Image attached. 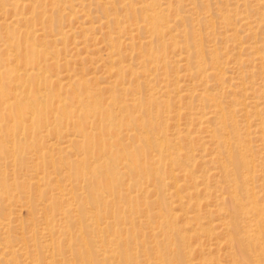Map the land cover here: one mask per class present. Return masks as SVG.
<instances>
[{
    "label": "bare ground",
    "instance_id": "bare-ground-1",
    "mask_svg": "<svg viewBox=\"0 0 264 264\" xmlns=\"http://www.w3.org/2000/svg\"><path fill=\"white\" fill-rule=\"evenodd\" d=\"M8 1H11V0H8ZM224 1L225 0H223V2ZM15 2H14V4H15ZM103 3H105V2H103ZM224 3H226V1ZM167 4L169 6L168 2H167ZM21 5L22 4H20V6ZM30 7H31V5H30ZM158 8L165 9V10L169 9L166 6H163V2L160 0H146L145 1V11H146L145 12V19H142V21L144 22V26L148 30H151V32L148 35V39H147L148 43H151L153 40L163 41L166 38V35H168L166 29L169 30L172 28V21L176 22V18L171 19L170 18L171 16L168 17L167 13L158 11L157 10ZM226 8H222V10L226 9ZM20 9H21V7L18 8V10H20ZM201 9L203 10V8H201ZM109 10H110V8H109ZM226 10H228V9H226ZM169 12H171V10ZM195 12H197V11H195ZM223 12H224V10H223ZM239 12H240V10H239ZM29 13H30V8H29ZM200 13H201V11H200ZM200 13L198 14L199 16H200ZM19 14L20 15L14 19H11L9 21L4 20L2 22L4 24V27H5L4 29L7 32V35H6V33H4L7 36V38L3 39V37H2V39H1L2 45L0 43V47L2 46V48L4 50H6V52H4V54L6 53V57L0 58V159L2 160V163H3V161L4 162L7 161L8 163L10 162L11 165L13 164L14 167L17 166L16 168H13V165L12 166L10 165L14 169V170L10 169L11 171L13 170L14 175L15 174H20V175L22 174L25 177L21 178L22 175L21 176L15 175L13 178H11L12 181L9 178L7 180L6 176H3V174H2V173H4V174L6 173V169L5 170L2 169L1 166H3V164L0 165V203H1V201L4 202L6 200H9L8 203H6V204L4 202L5 208H9V211L6 210L4 213L7 212V214H5V216H3V217H1L3 214L0 215V233L1 232L3 234L6 233V235L3 236V240L5 242H3V240L1 239L2 243H4L3 247H2L4 250L2 252V248H0L1 252H2V254L0 253L2 255V256H0V260L3 258V260L5 259V262L7 260L6 263H8V260H10L12 262V264H22V263H20L21 261L17 258V256L20 257L22 254L20 256L16 255L15 249L17 248V246L12 245V242H10L11 240L9 238L11 236L8 233L10 230L11 223H16V221L13 222V219L11 218V215H10L12 213L13 207L16 206V205H13V203H12V197L19 195V194H24L25 196H27L29 198L32 196L31 199L35 198V201L36 200L38 201V202L36 201V203H39L43 199L42 195L44 194V196L46 197L45 193H47V194L49 193V195L47 196L48 198H46L47 202H46V204L43 203L45 206L43 209H41L44 217L41 218L42 214H40V217H38V218L36 217V219L41 218V220H45L43 225L40 224L41 223L40 220H39L40 223L36 222L37 225L35 224V222L30 224L31 226L29 225V223H28V225H26L27 224L26 221H29L27 219H33V213L34 212L32 213V218H31L30 212H32V211H30L29 212L30 215L28 216L27 219L22 218L23 221L26 220V221H24V223H26L25 225L30 227V228L27 229L26 226L24 225V223L23 224L21 223V225L16 223L17 224V225L15 224L16 227L14 226L15 228H18V229L20 228L21 237L23 236L22 238H24L25 235L29 234L30 240L34 239V241H33L34 243L39 242V245L42 246L41 252L44 253V257H43V255H40L43 253H39L36 250H35L36 252H31L30 254H28L29 253L28 251L30 249H31V251L34 250V249H32L34 243H31V241L29 242L28 238H27L28 243L26 241H24L23 243L19 242L21 245H23V246H20L21 247L20 250L23 249V251H25V252L27 251V254H28L27 256H25L26 262L24 260H22V261H24V264H39L40 263L39 255L43 257V263L42 264H74V262L71 261V258L67 257L68 255L64 256L66 253L68 254V251H66V250H65L66 252L64 254L65 248H67V250H69V252H71V249H72L71 244H68L71 242L70 240L72 238V234L70 232V228L67 226V224H65L66 223L65 221H67L66 219L71 214H72L71 218H73V216H74V218L76 217L74 222H75V224H77V228H78L77 231L75 230L77 235H74L73 237H75L76 241L79 239V242H76V245L78 246V243L80 245L78 247H75L76 246L75 245L74 250L77 253V256L80 257L79 259H80L82 264H94L95 260L98 256L102 257L101 259L97 260V261H100L103 259L104 262H102V264H141V262L136 258L137 254H135V250H137V249L132 250V251H134V254H135L134 255L133 252H131V249H129V247L133 246L132 243L130 246H128V243H129L128 238L129 237H131L133 239V243H134V241L136 242V238H137L136 237V235H137V229L136 228L137 227H140L138 229L139 230L138 232L139 233H140V231L143 232V235L145 236L146 232L143 231V229L141 230L142 223L140 226V223L137 222V225L139 223V226L136 225V228H135L136 222L134 224V220H136L137 218L139 219V217L144 218V220H146V222H148L149 225L148 224L147 225L149 226V228L147 227L146 229H148L150 233L148 231H147V233H149L153 236L152 241H149V242L146 241L145 239H143L144 237L142 238V236L141 237L139 236L140 238H142L140 241V244H141V247L145 249L144 254L148 251L149 247L153 248V251H152V249H151V251L154 253L152 255V253L150 252L151 253L150 257H147V256L144 257L142 255L143 256V260H142L143 264H194V262H195V264H199V263L201 264L202 262H203V264H233V263L240 264L243 260H247V258L252 261V264H264V217L260 216V214L264 210V206H262L263 201H261L263 199L257 200V194H256L257 192L254 190L255 186L253 185L254 184L253 182H255L253 180H255V179H254V175H253L252 169H251V166L254 167V162H255V164H257L254 154L256 152L263 151V149H261V145L264 142L263 143L260 142L261 145L258 144V145H256L257 146L256 147L255 145H253L251 143V141L253 142V140L246 139L247 137L245 138V136H247L248 134L250 135V133H249V131L251 132L250 128L255 125L254 126L255 129H256V127H259V129H257V131H255V130L254 131L258 132L259 135L262 137V138H259L260 140L261 139L264 140V120L262 118V117H264V104L262 106L261 105L262 103H259L257 100H254V99L249 100L248 102H247L246 98H245L246 101L238 100V97H236V93H235V90H233V88L231 89L232 91L231 90L230 91L233 93V95H231V96H233L234 98L231 99V97L228 96L230 98H228L229 99L228 101L226 100L227 102L222 100V98L220 97V94H217L216 92L215 93L212 92L214 94L211 96L205 94V93H207V91L205 93H203L202 91H200L201 93H199V94L197 93L198 96H196V98L197 99H198V97L204 98L203 100L206 101L209 104L208 107L211 108V109L209 108L210 109L209 111H206L208 109L204 110V108H203V107H205V105H204L203 107H201V108H203L201 111H198V110L196 111V114L200 118L204 117V119H205V120L199 121V125H200L201 129L204 127L203 128L204 131H207L209 133V134L207 133L208 137L210 136L209 140H212L213 145L215 144V146H216L213 150L212 157H210V158L208 157V159H210V161H207V160L206 161L207 162L215 161L217 163H220V166L218 165L219 166L218 169H220L221 175L224 178L222 181H220V180L219 181L224 183L223 185H224L225 189L227 188L226 191L229 194L228 200L231 202V205L227 206L226 204H224L225 201H223V202L219 201L221 203L216 202L214 204L215 201L213 200L214 202L210 201V203L211 204L213 203V205L216 206V208L219 212V215H220V213H222V211H224L223 214H225V213H226V215L230 214L231 216H234V218L232 217L233 219H237V220L239 219L243 223L240 222L239 224H234L233 221L230 223V220L227 223V221L222 218L226 222L223 223L224 225L222 224L223 225L222 227L220 226V224H218V226H220L221 228L224 227V229H226L224 231L227 234L226 240L223 239L225 237V234L223 232H221V233H223V235H224L223 236L220 233V231L218 233H220L222 235V238L219 235H217V238L220 237L221 241L224 240L227 242V243L224 242V244L225 243H226V245L228 244L225 257L222 254V256H216V258H214V259L213 258L209 259L210 256H208L207 254L209 252H211L212 249L214 248V246L212 248V245H211L208 248L207 254L205 253V256L206 255L208 256V259H207V257H203L202 262H200L199 257H202V255L198 254L199 256H197L196 255L197 253H196L195 254L197 256L196 258H198V261H199V263H196L197 259L194 261L190 255H187V253L190 252V250L193 251L192 249H190V247L195 246L197 244V241L193 240L194 245L190 246L189 243H191V240H189V239L193 238V237H194V239L199 238L198 242L201 243L200 242L201 238L204 237V240H205V236H206L207 240H205V241H209L208 239L212 238V236H214V234L216 233L215 228L217 227V225H214V223L210 224V221H208L209 219L207 217L205 218V212L207 213V211H205V210H207L206 208L203 210V211H205L203 213H202L201 208H197V205H195L196 211L192 210V212H191L188 210H184V208H183L185 206L184 204L187 203V202H185L186 198L182 195V194H184V192L182 191L183 193L181 195H180V192L178 193L179 190L184 188L185 190L188 189L187 190L188 193L186 194L187 198L188 197L189 198L194 197L197 194H199V192L201 191L200 188L198 187L199 183L204 182V181H199L198 176L191 173L190 170L182 167L183 162L188 163L187 161H190V160H191V162L193 161V164H194V160H192V159H195L197 154L194 152V149L191 150V148H190V150H188V152H184L183 145H182L181 141H183L184 139H187V137H190L191 133H193L196 130H195V127L192 128L190 124L186 123L187 124L186 128L178 129V130L176 129V132L173 133V137H171V138L168 137L167 130L171 126L168 119L171 116L168 117V115H166L167 118H166V116L163 117V115H162L163 110L160 111L159 105L161 104V106L162 105L165 106L167 102L162 103V102H164V99L162 100V102H160L159 98H158V96H160V95L163 97L170 96L171 92L175 93L179 97L183 98V96L184 97L187 96L186 95L187 93L181 91L183 86L179 88L178 87L179 83H178V86L174 87L173 86L174 83H173L172 84L173 87L172 86L168 87V85H166V83H164L165 87H160L159 89L155 88L157 90V92H156L157 96L151 98V100H150V102L154 103L155 105L153 106L152 104H149L148 108H145L144 110H142L141 107L129 108L128 104L125 102H123L120 105H116L118 102H120V101L115 99L117 97L116 95H110L109 100L107 102H105L101 99L100 95L91 92L89 90V87L86 85V82L83 81L81 78H78L77 80H74L71 82L70 81L64 82L63 81L64 75L62 77L60 74H53L50 72L48 73V66L52 67L53 64L59 65L58 64L59 60L53 59L52 64L43 63V60L40 59V57L43 56L44 57L43 59H48V58H45L47 55V52H48L47 49L42 47V45H36L35 43L31 42L29 36H28V39H26L24 41H16V40L12 41V39L16 37V31H18L17 30L18 27L15 26V23H18L22 20H26V21L28 20L29 21L27 16H24L22 12ZM170 14H172V13H170ZM257 14H260V12ZM222 15H220V17ZM261 15L263 16L264 13H261ZM118 16H121V15H118ZM118 16L114 15L113 20L116 23H123ZM243 16L247 17V15H242V17ZM207 17H209V16H206V18ZM227 17L228 16L226 14V17H224V19H226V20H224L225 25L230 24ZM244 18H242V22H243V24L247 25L248 27L250 25L253 27V25H252L253 22L256 23L257 21H259L262 23V21L264 20V17H263V20L262 19L249 20V19H246V18L244 19ZM126 21H127V18H126ZM194 21H196V20H194ZM212 21L214 22V19ZM0 22H1V20H0ZM31 22H33L32 19H31ZM262 24L264 27V21ZM211 25H212V23H211ZM255 25L256 24H254V27H255ZM114 26H115V24H114ZM86 29L88 30L90 28L87 27ZM116 29H118V28H116ZM25 30H26V28L23 30V32ZM83 30H85V29H83ZM127 30H129V28ZM181 30H180V32H181ZM204 30L205 29H203V31ZM206 30H207V28H206ZM246 30H249V29H246ZM0 31H2V30H0ZM123 31H125V30L123 29ZM262 31H263V28H262ZM27 32L32 36L38 35L37 29L27 30ZM131 32L132 31H130V33ZM210 32H209V35H211ZM43 33H44V31H43ZM128 33H129V31H128ZM212 33H213V31H212ZM199 34H200V32H199ZM251 34H252V31H251ZM257 34H256V37H257ZM212 35H215V34H212ZM234 35H236V34H234ZM119 36H118V38H119ZM178 36H180V35H178ZM229 36H231V35H229ZM135 37H136V35H135ZM253 37H254V35H253ZM145 38H147V37H145ZM185 38L186 37H184V39ZM237 38L240 39V37H237ZM261 39H262V41H261ZM261 39H259V41H260L259 43L256 41L254 43H251V44L248 43L249 44L248 48H250L253 51V53L255 52L256 54H258L259 58H258V56L256 58H258L259 61L261 60L262 66H264V38H261ZM112 40H115V39H112ZM168 40H169V38H168ZM181 41H183V40L174 38L173 43H172L174 48L178 49L177 47L180 46L179 44ZM192 41L194 44V45H192L193 46L192 49H194V51L196 52L195 54L200 55V54L204 53V46H202V44H200V43H197L196 40L192 39ZM222 41H224V38ZM232 41H234V40H232ZM237 41L238 40H236V43H237ZM238 42L240 43L241 41H238ZM116 43H115V45H116ZM139 43L140 42H138V46H140ZM190 43H191V41H190ZM241 43H243V42H241ZM121 44H122V42H121ZM169 44H170V46H172L171 43H169ZM216 44H217V42H216ZM160 45L156 48L153 47V49H152V52H154L153 55H155L156 57H159L162 55L165 56L166 47L164 45H161V46ZM184 45L187 48V45L185 42H184ZM131 46L134 47V45H131ZM135 46H137V45H135ZM147 46L149 49V46H151V44L146 45V47ZM208 46H206V47H208ZM214 46H215V44H214ZM237 46H239V45H237ZM209 47H211V46H209ZM59 49H61V47ZM187 50H185V52ZM121 51H122V49H121ZM219 51H220V48H219ZM252 51H251V53H252ZM138 52H142V50L138 51ZM147 52H148V50H147ZM209 52L211 54V61L214 62L215 64L217 63V65L211 66L209 64L208 66H211V67H206L204 65L205 63L203 61H200L197 63L199 74L200 73L205 74L204 76L206 77V74H210V72H211L213 74L218 75V77H220V78L223 77L224 79H226L225 74L227 71L229 72V70H228V67L226 68V66L221 65V58L223 56L221 58H219L221 55H219V52H217L216 46H215V48H210ZM49 53H48V55H49ZM116 53H119V52H116ZM116 53H114L115 55H113V53H112L108 57V60L109 59L111 60V57H112V63L115 61V64L118 62V65H119L120 61H117L118 58L115 59L113 57V56L118 55ZM239 53H237V54H239ZM256 54H255V56H256ZM222 55H224V53H222ZM51 56H52V54H51ZM179 56H180V54H179ZM186 57L187 56H185V58ZM197 57H199V56H197ZM208 57H210V56H208ZM253 57H251V58H253ZM149 58H151V57H149ZM123 59H125V58H123ZM159 59H160V57H159ZM194 59H195V57H194ZM249 60H251V59H249ZM71 61H72V59H71ZM153 61H156V60H153ZM153 61H151V62H153ZM182 61H183V59H181L180 62H182ZM186 61H189V59H186ZM240 61H241V59H240ZM172 62H174V61L172 60ZM223 62H224V60H223ZM140 63L143 65L142 62H140ZM42 64L43 65L46 64V67H44V69H42ZM69 64H71V63H69ZM110 64H111V61H110ZM193 64H195L194 61H193ZM126 65L127 64H125V67H126ZM129 66L131 67V65H129ZM146 66L148 67L149 63H148V65L146 64ZM161 66L159 65L160 70H163V67H161ZM262 66H261V68H262ZM259 67L260 66L258 65V68ZM131 68H130V70L133 71V68L132 69ZM144 68H146V67H144ZM68 69H69V67H68ZM152 69L153 70L157 69V63L154 65V67H152ZM121 70H122V68H121ZM188 70H190V69H188ZM252 71H253V69H252ZM114 72H117V71H114ZM134 72H135V70H134ZM230 72H231V70H230ZM121 73H122V71H121ZM164 73H165V71H164ZM191 73L187 72V74H185V75H187V76L189 75V77H190ZM255 73H257V72L255 71ZM260 73H262V72L261 71L259 72V75L261 76ZM82 74H84L83 70H82ZM85 74L88 75L87 73H85ZM128 74H130V71ZM143 74L148 75V76L152 75L150 73L145 74L144 71H143ZM162 74H160V75H162ZM166 74H167V72H166ZM248 75L249 74H247V77H249ZM119 76H122V75H119ZM157 76H159V75H157ZM171 76H173L176 81H179L180 79L182 81V78L180 77L181 75L178 71H176L175 74H172ZM187 76H186V78H187ZM237 76L234 75V77L239 78ZM169 77H170V75H167V79H169ZM200 77H201V75H200ZM205 77H204V79H205ZM247 77H246V80H247ZM72 78H73V76H72ZM217 78H216V80H217ZM240 78H242V77H240ZM93 79H92V81H93ZM151 79H153V78H151ZM164 79L166 80V76ZM173 79H172V81H173ZM41 80L43 82L49 84V86H48L49 91L46 93L44 92V90H46V89H44L45 87L43 86L44 87L43 92L45 93V96L40 93V90H39L40 86L38 88L39 81H41ZM228 80H230V79H228ZM262 80L264 82V75H263ZM159 81L161 82V80H159ZM206 81L207 80H205V83H206ZM36 82H37V86L35 85ZM110 82H112V81H110ZM165 82H167V81H165ZM240 82L241 81H239L236 84L234 82L235 86H233V87L234 88L238 87V89H239V86H240L239 84H241L242 85L241 90L246 91V86L244 85V82H241V83ZM205 83L203 82L202 84L205 85ZM219 83L221 84L220 81H219ZM96 85H98V84H96ZM121 85H123V84H121ZM252 85H254V84H252ZM196 86H198V85L196 84ZM218 86L216 88H218ZM222 86L223 85H221V87ZM262 86H264V84H262ZM109 87H111V86H109ZM112 87L115 88L116 84L113 83ZM112 87L110 89H112ZM129 87H130V85H129ZM154 87H156V86H154ZM121 88L122 87L120 86L119 91H121ZM229 88H231V87H229ZM62 89H64V91ZM192 89L193 88H191V90ZM225 89H226V87H225ZM227 89H226V91H227ZM145 90H147V89H145ZM187 90H185V91H187ZM119 91H118V93H119ZM135 91H138V90H135ZM259 91L261 92V89ZM38 92L40 93V95H43V96L39 97ZM41 92H42V90H41ZM69 92L71 94H69ZM224 92L225 91L220 90L221 94ZM236 92H238V91H236ZM208 93L211 94L210 92H208ZM238 93H237V95H238ZM120 94H123V90H122V93H120ZM195 94H194V96H195ZM243 94L244 93H242V95ZM153 95H155V94H153ZM146 96H148V95H146ZM174 97H175V95H174ZM262 97L260 99L264 98V97L263 98ZM119 98H117V99H119ZM123 98H124V94H123ZM165 98H167V97H165ZM224 98L226 99V97H224ZM104 100H106V97L104 98ZM126 100H127V98H126ZM146 101H147V99H146ZM200 101H202V99H200ZM138 103H137V106H138ZM200 103L201 102H199V104ZM228 103H230V104H228ZM263 103H264V101H263ZM109 104L111 106L110 108L108 107ZM174 105H176V104H174ZM193 105H194V103H193ZM237 105H239V106H237ZM112 106L119 108L120 112L119 111L114 112L113 111L114 108ZM199 106H202V105L200 104ZM248 106L255 108V110L253 109L254 111L252 113H253L254 117H258V121L253 120L254 124H253V122L251 123L252 120L251 121L248 120V117H251L250 116L251 113H249L250 111H248ZM163 107H162V109H163ZM181 107H179L176 111H174V112H176V114L178 116H180V114L182 112ZM193 107H195V106H193ZM175 108L176 107H174V109ZM79 110L81 111L80 113L77 112ZM135 111H138V112L135 113ZM171 112H172V110H171ZM237 112H240V113L242 112L241 114L245 115L244 118L248 121V123L246 125L247 129L245 128L246 130L243 129L245 126L244 127L241 126V128L243 127L242 129L244 131H246V133H242L241 132L242 129H239L240 128L239 125L242 124L240 122L243 121L244 119L240 120V122H239V119H242L241 118L242 115L240 114L241 117L239 116L240 118L238 117L239 118L238 119L237 118ZM137 113H139V114H137ZM187 113L188 112L186 111V114ZM173 117H175V115ZM195 118L193 119V121H195ZM185 119H187V118H185ZM175 125H176V123H175ZM180 125H181V122H180ZM199 125H198V127H199ZM69 126L71 127V130H72V132H70V133L68 132ZM176 126H174V127H176ZM238 126H239V128H238ZM254 127H253V129H254ZM64 128L66 129L65 132H63ZM197 130L199 132V128H197ZM43 131H46L48 134L53 133L55 139L52 142H47L45 140L46 138L44 139ZM172 131H173V129H172ZM252 133L254 134V132H252ZM194 134H195V132H194ZM207 134L205 135V137H207ZM193 137H197V135L193 136ZM204 138L202 139L203 142H204ZM250 138H251V136H250ZM193 139H195V138H193ZM49 140H52V139H49ZM189 140H190V138L188 139V141ZM191 141L193 143L194 142L196 143L197 140L196 141L191 140ZM200 141H201V137L199 138L198 142H200ZM205 141H206V139H205ZM203 142H201V143L203 144ZM207 142H204V143L207 144ZM63 143H65V144L62 145ZM208 145H210V144H208ZM211 146H212V143H211ZM262 146H264V145H262ZM188 147H190V146H188ZM192 147H193V145H192ZM199 147H201V146H199ZM254 147H255V150H258L260 148L261 151L260 150L254 151ZM201 150H202V148H201ZM209 151H211V150L209 149ZM252 151H254V153ZM208 152H207V154L210 153V152L209 153ZM185 153H186V158L183 159L182 156H184ZM202 157H203V155H202ZM258 157H257V159H258ZM197 160H199V159H197ZM206 161H204V162H206ZM259 161H260V163H262L261 159ZM4 166H3V168H4ZM185 166H187V165H185ZM260 166H262V165H260ZM167 167L168 168L170 167V172L167 176H164V172L162 173L161 168L165 169ZM17 168L19 171H22L21 169H23V172L17 171ZM58 169H59V171L61 170L60 177H62V175H63V177L65 178V176H66L67 179H69V181L63 183L62 180L59 179V176L52 175V173H56L58 171ZM204 169L206 170L205 167H204ZM263 170L264 169H262V171ZM187 171H189V172H187ZM209 171L207 170V171H205V173L206 172L210 173ZM197 172H199V170ZM62 173H64V174H62ZM201 173H203V172H201ZM219 173L220 172H218V174H217L218 176H219ZM9 175H10V173H9ZM207 175L204 174V178ZM11 176H12V174H11ZM120 176H123V183L121 185H120V180H119ZM181 176L185 177V178L189 177L186 179L192 180L191 186H187L186 183L181 182V181H180L181 182L180 183L179 178ZM256 176H258V175H256ZM209 177H210V175H209ZM212 177H214V176H212ZM259 177H264V176L260 175ZM64 178H63V181H64ZM166 178L168 180H170L172 189H169L170 187L168 189L165 188L163 182ZM31 179H33V180H31ZM59 180H61L62 183H60ZM150 180H152L151 183H149ZM153 181H154V183H153ZM161 181H162V188L160 187ZM213 182H214V180H213ZM152 183H153V186H151ZM168 184H170V183H168ZM217 184L220 185L221 183H217ZM130 185L134 186V188H135V190L133 192L129 191ZM201 185H202V183H201ZM211 185H213V184H211ZM223 185L221 187H219V189L222 188ZM259 185H258V189H260ZM214 188L215 187H213L212 189H214ZM262 188H264V187L262 186L261 189ZM155 189H157L158 192H154V191H157ZM84 190H86V191L84 192ZM161 190H162V199L158 200V198L160 196H158L159 194H157V193H159ZM214 190H218V188H215ZM203 191H204V189H203ZM203 191H201L202 194H203ZM260 191H258V192H260ZM216 192H218V191H216ZM211 193L212 192H210V194ZM206 194L208 195L209 193L207 192ZM210 194L208 196H211ZM175 195L177 197L174 199V202H175V204H174V202L172 200H169V199L173 196L175 197ZM258 195H259V193H258ZM204 196H205V193H204ZM215 196H216V194L214 191V195L211 197L214 198ZM222 196L223 195H221L220 197H222ZM262 196H263V194H262ZM36 197H39V198L41 197L40 198L41 200H38V198H36ZM88 197H90L93 200L94 207L93 206L92 207L94 209L86 208V200ZM29 198H27V202H28ZM122 198H125L127 200V202L129 203V206L127 209H124V207H122L123 205H121V203H120ZM167 198H168V200H167ZM207 198H209V197H206V200H207ZM263 198H264V196H263ZM14 199L17 201L19 199V201H20V198H18V197H15ZM46 199L44 198V200H46ZM24 200L25 199L23 197V200L21 199V203ZM194 200H195V198H194ZM215 200L217 201V199H215ZM190 201H188V203H187L188 205H189ZM204 201L202 199L203 203H204ZM259 201L261 204L259 203ZM14 202L16 203V201H14ZM27 202H26V204H27ZM42 202H41V204H42ZM127 202L125 201L122 203L125 204ZM90 203H92V202H90ZM100 203H103V205L105 207V209H104L105 212L108 210V208L110 209V211L113 212V213H111L109 211L111 213L110 217L112 216L113 218L111 217V219L110 218L103 219V218H105V217H103L102 218L103 220L99 221L98 218L101 215V212L99 210V206H100L99 204ZM128 203H127V205H128ZM156 203H158L157 204L158 206H159V203H160V206H162L161 204H163V206H164L163 209H161L162 207L161 208L158 207V210H153V209L157 208V207L152 208V206H155ZM200 203H201V201H200ZM19 204H20V202H19ZM39 204H38V206L40 208L41 204L40 205ZM190 204H198V202L197 203H190ZM12 205H13V207H11ZM24 205L25 204H23L21 206H24ZM80 205L84 206V208H85V210L83 211V214H81L79 212L75 213V211H77L76 210L77 207H79ZM213 205L210 206V207H213V210H211L210 207L208 206L209 212L214 211ZM35 206H37V205L35 204ZM38 206H37V211H39ZM88 206H89V204H88ZM199 206H201V205H199ZM25 207H26V209L29 208L27 206H25ZM41 207H42V205H41ZM192 208H194V207L192 206ZM202 208H204V207H202ZM31 209L34 210L35 207H34V209L33 208H31ZM16 210L14 212H16ZM190 210H191V208H190ZM0 211H1V208H0ZM101 211H103V209H101ZM215 212H217V211H215ZM18 213L16 212V214H18ZM14 214H12V215H14ZM219 215H218V217L221 220V217H220L221 215L220 216ZM16 216L14 217V220H17V219H15V218H17ZM213 216H215V215H213ZM213 216H212V218H213ZM227 217H229V216H226L225 218L228 219ZM219 218H216V219H219ZM36 219H35V221H37ZM138 219H137V221H140ZM213 219H215V218H213ZM213 219L211 221H213ZM152 220H154V222H153L154 225H152L150 227V225L152 224L151 223ZM205 220H207L208 225H210L208 228H207L208 225L206 224ZM223 220H221V221H223ZM215 221L216 220H214V222ZM29 222L31 223V221H29ZM128 223H130L129 224L130 227L126 226ZM217 223H219V222H217ZM217 223H215V224H217ZM108 227L111 228V231H110L111 234H106L108 232V229H107ZM145 227L146 226H143L144 230H145ZM220 227H218V228H220ZM104 228L107 231L105 233V235L102 234V231L105 230ZM218 228H216V229L218 230ZM17 232H19V230L16 231V233ZM88 232H90V234H91V235L89 234L90 235L89 237L87 236ZM16 235L18 236L19 234H16ZM140 235H142V234H140ZM158 235H162L164 237V238H162L163 240L162 239H161V241L157 240L155 237H159ZM148 236H150V235H148ZM21 237L19 236V238H21ZM139 237H138V239H139ZM149 238H151V236ZM215 238H216V236H215ZM217 238H216V240H217ZM213 239H214V237H213ZM176 240H179V243H177ZM187 240H189L190 242L189 241L187 242ZM218 241H219V239H218ZM130 242H132V241H130ZM65 243L68 245H66ZM199 243H198V245H199ZM207 244H208V242H207ZM102 245H104L105 247L102 248L101 250H99L97 247L98 246L102 247ZM188 245H189V250L187 248V249H185L187 251L184 252L185 258L182 261H179V259H178L179 252L177 254L176 251L179 249L180 246L184 249V248L188 247ZM30 246H32V248H30ZM135 246H137V244ZM206 246L207 245L202 246V247H206ZM14 247H16V248L14 249ZM36 247H38V246L36 245ZM137 247H134V248H137ZM199 248H201V247L199 246ZM162 249L164 250V252H162ZM165 249H168V252L165 251ZM215 249L212 252H215ZM224 249L225 248H223V251H224ZM202 250H204V248H202ZM206 250H204V252H206ZM198 251H199V249H198ZM212 252H211V254H215ZM150 253H147V254H150ZM199 253L202 254V252H199ZM70 255L73 256V253ZM74 256L76 257V255H74ZM142 256H140V257H142ZM123 257H124V259H123ZM79 259L77 258V261ZM223 260H225L224 263H223ZM73 261H75V260L73 259ZM80 261H78V262H80ZM1 262H3V261H1ZM41 262H42V260H41ZM99 263H101V262H99Z\"/></svg>",
    "mask_w": 264,
    "mask_h": 264
},
{
    "label": "rangeland",
    "instance_id": "rangeland-1",
    "mask_svg": "<svg viewBox=\"0 0 264 264\" xmlns=\"http://www.w3.org/2000/svg\"><path fill=\"white\" fill-rule=\"evenodd\" d=\"M16 1V2H15ZM22 1V2H21ZM145 1L146 0H11V1H8V0H0V20H1V22H0V30H2V31H0V43H1V45H2V41H1V39H2V37H3V39L5 38H7V32L5 31V27H4V24L2 23L4 20H6V21H9V20H11V19H14V18H16V17H18L20 14L19 13H23V15L24 16H27V18L29 19V21L27 20H22V21H20V22H18V23H15V26L16 27H18V31H16V39L15 38H13L12 39V41H24V40H26V39H28V36H29V38H30V41L31 42H33V43H35L36 45H42V47H44V48H46L47 49V55H46V57L45 58H48V59H43L44 57L43 56H41L40 57V59H42L43 60V63H46V64H52L53 62H52V60L53 59H58L59 61H58V64L59 65H52V67H50V66H48V73L50 72V73H53V74H60L62 77H63V75H64V79H63V81L64 82H68V81H74V80H77L78 78H81L83 81H85L86 82V85L89 87V90L91 91V92H93V93H95V94H98V95H100V97H101V99L103 100V101H105V102H107L108 100H109V96L110 95H116L117 97L115 98L116 100H118V101H120V102H118L116 105H120V104H122L123 102H125V103H127L128 104V106H129V108H133V107H141L142 108V110H144L145 108H148V106H149V104H152L153 106L155 105L154 103H151L150 102V100H151V98H153V97H156L157 96V90L155 89V88H157V89H159L160 87H165V85H164V83H166V85H168V87H170V86H172V84H173V86L175 87V86H178V83H179V88L180 87H182L183 86V88H182V90L181 91H183V92H185V93H187L186 95L187 96H183V98L182 97H179L177 94H175V93H172L171 92V94H170V96H165V97H167V98H165V97H163V96H158V98H159V101L160 102H162V100L164 99V102H162V103H166V105L164 106V105H162L161 106V104L159 105V107H160V111H162V115H163V117H165L166 115H168V117H170L169 119H168V121L170 122V127H169V129L167 130V135H168V137H173V133H175L176 132V129L178 130V129H183V128H186L187 127V124H190L191 125V127L192 128H194L195 127V130L196 131H194L195 132V134H194V132L193 133H191V136L190 137H187V139H184L183 141H181V143H182V145H183V150H184V152H188V150H190V148H191V150L192 149H194V152L197 154V156L195 157V159H192V160H194V164H193V161L191 162V160L190 161H187L188 163H184L183 162V166L182 167H184V168H187L188 170H190V172L191 173H193L194 175H197L198 176V180L199 181H204V182H200L199 183V185H198V187L200 188V190L201 191H203V189H204V191H203V194H202V192L200 191L199 192V194H197L196 196H194V197H191V198H187V196H186V194L188 193L187 192V190L188 189H181V190H179L178 191V193L180 192V195L184 192V194H182L185 198H186V200H185V202H187L188 203V201H190L189 202V205L187 204V203H185L183 206V208H184V210H188V211H191L192 212V210H195L196 211V208H195V205H197V208H201L202 209V213L203 212H205V211H207V213L205 212V218L207 217L209 220L208 221H210V224H213L214 223V225H217V227L216 228H218V227H222L224 224L223 223H225L226 221H227V223H228V221L230 220V223L233 221L234 222V224H239L240 222H242L241 220H237V219H233L234 218V216H231L230 214L229 215H226V213L225 214H223L224 213V211H222V213H220V215H219V212H218V210H217V208H216V206H214L213 205V203L211 204L210 203V201H213L214 202V204L216 203V202H219V201H221V202H223V201H225V203L224 204H226L227 206H230L231 205V202L228 200V197H229V194H228V192L226 191L227 190V188L225 189V187H224V183H222V182H220V181H222L223 180V176L221 175V171H220V169H218L219 168V166H220V163H217V162H215V161H211V162H207V161H210V159H208V157L210 158V157H212V153H213V150H214V148L216 147L215 146V144L213 145V142H212V140H209L210 138V136L208 137V132L207 131H204V127L201 129V127H200V125H199V121L200 120H205L204 119V117L203 118H200L197 114H196V111L198 110V111H201L203 108H204V110L205 109H208V110H206V111H209L211 108L210 107H208V103L206 102V101H204L203 99L204 98H201V97H198V99L196 98V96H198V94L199 93H201L200 91H202L203 93H205L206 91H207V93H205V94H207V95H209V96H211V95H213L215 92L217 93V94H220V97L222 98V100H224V101H228L229 99L228 98H230L231 97V99H233L234 97L233 96H231V95H233V93L231 92L232 90V88H233V90H235V93H236V97H238V100H240V101H246V99H247V102L249 101V100H257L259 103H262L261 105L263 106V101H264V86H262V84H264V82H263V75H264V66H262V63H261V60L259 61V56H258V54H256L255 52L253 53V51L250 49V48H248V46H249V44H251V43H254L255 41L256 42H260L259 41V39H261V38H264V27H263V17H264V15L262 16L261 15V13H264V0H225L226 1V3H224L223 2V0L221 1V0H160V1H162L163 2V6H166V7H168L169 9H167V10H165V9H161V8H158L157 10L158 11H161V12H165V13H167L168 14V17H170L171 19H174V18H176V22H173L172 21V28L171 29H169V30H167L166 29V31H167V34L168 35H166V38L163 40V41H160V40H153L151 43H148L147 42V39H148V35H149V33L151 32V30H148L145 26H144V22L142 21V19H145ZM172 1V2H171ZM205 1V2H204ZM8 2V3H7ZM14 2H15V4H14ZM103 2H105V3H103ZM167 2L169 3V6H168V4H167ZM176 2V3H175ZM11 3V4H10ZM234 3V4H233ZM20 4H22L21 6H20ZM174 4V5H173ZM240 4V5H239ZM30 5H31V7H30ZM102 5V6H101ZM233 5V6H232ZM100 6V7H99ZM208 8H207V7ZM21 7V9L20 10H18V8H20ZM28 7V8H27ZM143 7V8H142ZM193 7V8H192ZM227 7V8H226ZM235 7V8H234ZM29 8H30V13H29ZM109 8H110V10H109ZM201 8H203V10L201 9ZM222 8H226V9H228V10H226V9H223L224 10V12H223V10H222ZM233 8V9H232ZM41 9V10H40ZM92 9V10H91ZM105 9V10H104ZM129 9V10H128ZM183 9V10H182ZM235 9V10H234ZM171 10V12H169ZM239 10H240V12H239ZM18 11V12H17ZM104 11V12H103ZM110 11V12H109ZM195 11H197V12H195ZM200 11H201V13H200ZM232 11V12H231ZM238 11V12H237ZM26 12V13H25ZM204 12V13H203ZM256 12V13H255ZM260 12V14H257V13H259ZM18 13V14H17ZM36 13V14H35ZM41 13V14H40ZM141 13V14H140ZM143 13V14H142ZM170 13H172V14H170ZM200 13V16L198 15ZM210 13V14H209ZM225 13V14H224ZM27 14V15H26ZM131 14V15H130ZM223 14V15H222ZM226 14H227V19L229 20V22H230V24H228V25H225V21L224 20H226V19H224V17H226ZM232 14V15H231ZM234 14V15H233ZM239 14V15H238ZM33 15V16H32ZM114 15H121V16H118L120 19H121V21L123 22V23H116L114 20H113V16ZM175 15V16H174ZM211 15V16H210ZM220 15H222L221 17H220ZM242 15H247V17L246 16H243L242 17ZM124 16V17H123ZM206 16H209V17H207L206 18ZM107 17V18H106ZM188 17V18H187ZM197 17V18H196ZM205 17V18H204ZM246 18V19H249V20H254V19H262L263 21H262V23L261 22H259V21H257L256 23L255 22H253V27L250 25L249 27L247 26V25H245V24H243V22H242V18ZM260 17V18H259ZM47 18V19H46ZM126 18H127V21H126ZM244 18V19H245ZM31 19L33 20V22H31ZM123 19V20H122ZM182 19V20H181ZM196 20V21H194V20ZM214 19V22L212 21ZM239 19V20H238ZM191 20V21H190ZM38 21V22H37ZM60 21V22H59ZM126 21V22H125ZM112 22V23H111ZM115 22V23H114ZM115 24V26H114V24ZM210 23V24H209ZM211 23H212V25H211ZM108 24V25H107ZM128 24V25H127ZM174 24V25H173ZM183 24V25H182ZM254 24H256L255 25V27H254ZM20 25V26H19ZM119 25V26H118ZM196 25V26H195ZM205 25V26H204ZM208 25V26H207ZM244 25V26H243ZM137 26V27H136ZM185 26V27H184ZM195 26V27H194ZM199 26V27H198ZM211 28H210V27ZM257 26V27H256ZM90 28V29H86V28ZM194 27V28H193ZM203 27V28H202ZM26 28V32L24 31L23 32V30ZM116 28H118V29H116ZM129 28V30H127ZM134 30H133V29ZM146 28V29H145ZM184 28V29H183ZM206 28H207V30H206ZM229 30H228V29ZM262 28H263V31H262ZM31 29H37V31H38V35L37 36H32V35H30L28 32H27V30H31ZM61 29V30H60ZM82 29V30H81ZM83 29H85V30H83ZM123 29L125 30V31H123ZM137 29V30H136ZM173 29V30H172ZM182 29V30H181ZM203 29H205L204 31H203ZM233 29V30H232ZM246 29H249V30H246ZM256 29V30H255ZM40 30V31H39ZM60 30V31H59ZM180 30H181V32H180ZM43 31H44V33H43ZM118 31V32H117ZM128 31H129V33H128ZM130 31H132L131 33H130ZM148 31V32H147ZM211 31V32H210ZM212 31H213V33H212ZM251 31H252V34H251ZM68 32V33H67ZM183 32V33H182ZM191 32V33H190ZM193 32V33H192ZM199 32H200V34H199ZM209 32H210V34L211 35H209ZM262 32V33H261ZM4 33H6V35L4 34ZM42 33V34H41ZM66 33V34H65ZM71 33V34H70ZM135 33V34H134ZM224 33V34H223ZM234 33V34H236V35H232V34ZM250 33V34H249ZM254 33V34H253ZM258 33V34H257ZM118 34V35H117ZM198 34V35H197ZM212 34H215V35H212ZM256 34H257V37H256ZM2 35V36H1ZM23 35V36H22ZM120 35V36H119ZM123 35V36H122ZM131 35V36H130ZM135 35H136V37H135ZM178 35H180V36H178ZM183 35V36H182ZM197 35V36H196ZM229 35H231V36H229ZM253 35H254V37H253ZM53 36V37H52ZM111 36V37H110ZM118 36H119V38H118ZM131 38H130V37ZM147 37V38H145V37ZM208 36V37H207ZM215 36V37H214ZM224 36V37H223ZM240 37V39H238L237 37ZM93 39H92V38ZM136 39H135V38ZM184 37H186L185 39H184ZM200 37V38H199ZM214 37V38H213ZM224 38V41H222L223 40V38ZM226 37V38H225ZM234 37V38H233ZM110 38V39H109ZM117 38V39H116ZM129 38V39H128ZM168 38H169V40H168ZM174 38H177V39H180V40H183V41H181L180 42V46H178L177 48L178 49H176V48H174V46L172 45V43H173V39ZM213 38V39H212ZM233 38V39H232ZM244 38V39H243ZM253 38V39H252ZM59 39V40H58ZM90 39V40H89ZM95 39V40H94ZM112 39H115V40H112ZM192 39L193 40H196L197 41V43H200V44H202V46H204V53H202V54H200V55H197V54H195L196 52L194 51V49H192L193 48V46L192 45H194L193 44V41H192ZM202 41H201V40ZM234 40V41H232V40ZM257 39V40H256ZM185 40V41H184ZM188 40V41H187ZM214 40V41H213ZM230 40V41H229ZM236 40H238V41H241V42H243V43H239L238 41H237V43H236ZM39 41V42H38ZM115 41V42H114ZM118 41V42H117ZM120 41V42H119ZM190 41H191V43H190ZM220 41V42H219ZM222 41V42H221ZM232 41V42H231ZM261 41H262V39H261ZM117 42V43H116ZM121 42H122V44H121ZM133 42V43H132ZM138 42H140L139 43V45L140 46H138ZM162 42V43H161ZM184 42L186 43V45H187V48H186V46L184 45ZM216 42H217V44H216ZM226 42V43H225ZM110 45H109V44ZM114 43V44H113ZM115 43H116V45H115ZM164 43V44H163ZM169 43H171V45L172 46H170V44ZM249 43V44H248ZM119 44V45H118ZM150 45L151 44V46H149V49H148V46L146 47V45ZM164 45L165 47H166V53H165V56L164 55H162V56H159L160 57V59H159V57H156L155 55H153L154 54V52H152V49H153V47L154 48H156V47H158L159 45ZM213 44V45H212ZM214 44H215V46H216V49H217V52H219V55H221L219 58H221L222 56L224 57H222L221 58V65H224V66H226V68L228 67V70H229V72L227 71L226 72V74H225V78L226 79H224L223 77H218V75H216V74H213V73H211L210 72V74H206V77L204 76L205 74H202V73H200L199 74V72H198V62H200V61H203L205 64V66L206 67H211L212 65L214 66V65H217V63L215 64L214 62H212L211 61V54H210V52H209V49L210 48H215V46H214ZM50 45V46H49ZM131 47H129V46ZM131 45H134V47L133 46H131ZM135 45H137V46H135ZM160 45V46H161ZM211 46V47H209V46ZM225 47H224V46ZM237 45H239V46H237ZM109 46V47H108ZM118 46V47H117ZM206 46H208V47H206ZM222 46V47H221ZM235 46V47H234ZM243 46V47H242ZM61 47V49H59ZM172 47V48H171ZM248 49H247V48ZM113 48V49H112ZM139 48V49H138ZM181 50H180V49ZM219 48H220V51H219ZM222 48V49H221ZM121 49H122V51H121ZM142 50V52H138V51H141ZM184 49V50H183ZM188 49V50H187ZM247 49V50H246ZM147 50H148V52H147ZM185 50H187L186 52H185ZM56 51V52H55ZM115 51V52H114ZM251 51H252V53H251ZM4 52H6V50H4L3 48H2V46L0 47V58H2V57H6V53L4 54ZM50 52V53H49ZM110 52V53H109ZM116 52H119V53H116ZM227 52V53H226ZM240 52V53H239ZM48 53H49V55H48ZM113 53V55H115L114 53H116V54H118V55H116V56H113L115 59H117V61H120L119 62V65H118V62L115 64V61L112 63V57H111V64H110V61L108 60V57L111 55ZM150 55H149V54ZM209 53V54H208ZM222 53H224V55H222ZM237 53H239V54H237ZM251 53V54H250ZM51 54H52V56H51ZM109 54V55H108ZM148 54V55H147ZM179 54H180V56H179ZM195 54V55H194ZM254 54V55H253ZM255 54H256V56H255ZM147 55V56H146ZM182 55V56H181ZM151 57V58H149V57ZM167 56V57H166ZM185 56H187L186 58H185ZM197 56H199V57H197ZM208 56H210V57H208ZM240 58H239V57ZM254 56V57H253ZM258 56V58H256ZM125 58V59H123V58ZM156 59H155V58ZM193 57V58H192ZM194 57H195V59H194ZM202 57V58H201ZM251 57H253V58H251ZM149 58V59H148ZM158 58V59H157ZM197 58V59H196ZM65 59V60H64ZM71 59H72V61H71ZM144 59V60H143ZM156 60V61H153V60ZM181 59H183V61L182 62H180L181 61ZM185 59V60H184ZM186 59H189V61H186ZM240 59H241V61H240ZM243 59V60H242ZM249 59H251V60H249ZM256 59V60H255ZM124 60V61H123ZM143 60V61H142ZM172 60L174 61V62H172ZM199 60V61H198ZM223 60H224V62H223ZM253 60V61H252ZM127 61V62H126ZM151 61H153V62H151ZM193 61L195 62V64H193ZM238 61V62H237ZM240 61V62H239ZM140 62H142L143 63V65L140 63ZM159 62V63H158ZM211 62V63H210ZM69 63H71V64H69ZM148 63H149V66L147 67L146 66V64L148 65ZM157 63V69L156 70H153L152 69V67H154V65ZM213 63V64H212ZM46 64H42V69H44V67H46ZM113 64V65H112ZM125 64H127L126 65V67H125ZM211 65V66H208V65ZM241 64V65H240ZM116 65V66H115ZM129 65H131V67L133 68V71L132 70H130V66ZM159 65L161 66V67H163V70L165 71V73H164V71L163 70H160V67H159ZM258 65L260 66L259 68H258ZM110 66V67H109ZM122 66V67H121ZM141 66V67H140ZM146 67V68H144V67ZM180 66V67H179ZM261 66H262V68H261ZM62 69H61V68ZM68 67H69V69H68ZM231 67V68H230ZM68 70H67V69ZM82 68V69H81ZM97 68V69H96ZM121 68H122V70H121ZM131 68V69H132ZM165 68V69H164ZM261 68V69H260ZM46 69V68H45ZM111 69V70H110ZM141 69V70H140ZM148 69V70H147ZM182 69V70H181ZM188 69H190V70H188ZM252 69H253V71H252ZM82 70H83V73L84 74H82ZM130 71V74H128L129 73V71ZM134 70H135V72L137 73H135L134 72ZM154 72H153V71ZM230 70H231V72H230ZM243 70V71H242ZM246 70V71H245ZM262 72V73H260L261 74V76L259 75V72L260 71ZM22 71V70H21ZM114 71H117V72H114ZM120 71V72H119ZM121 71H122V73H121ZM143 71H144V73L145 74H147V73H150V74H152V75H144L143 74ZM149 71V72H148ZM173 71V72H172ZM176 71H178L179 73H180V77L182 78V81H181V79L179 80V81H176L175 80V78L173 77V76H171L172 74H175V72ZM181 71V72H180ZM241 71V72H240ZM250 71V72H249ZM255 71L257 72V73H255ZM153 72V73H152ZM157 72V73H156ZM160 72V73H159ZM166 72H167V74H166ZM170 72V73H169ZM187 72L188 73H191V75H190V77H189V75L187 76V75H185V74H187ZM85 73H87L88 75H86ZM164 75H163V74ZM160 74H162V75H160ZM166 74V75H165ZM247 74H249L248 76L249 77H247ZM258 74V75H257ZM94 75V76H93ZM119 75H122V76H119ZM157 75H159V76H157ZM167 75H170V77H169V79H167ZM200 75H201V77H200ZM211 75V76H210ZM213 75V76H212ZM216 75V76H215ZM234 75L235 76H237V77H239V78H236V77H234ZM67 76V77H66ZM69 76V77H68ZM72 76H73V78H72ZM154 76V77H153ZM165 76H166V80L164 79L165 78ZM186 76H187V78H186ZM162 77V78H161ZM189 77V78H188ZM197 77V78H196ZM204 77H205V79H204ZM215 77V78H214ZM218 77V78H217ZM240 77H242V78H240ZM246 77H247V80H246ZM94 78V79H93ZM98 78V79H97ZM151 78H153V79H151ZM174 78V79H173ZM195 80H194V79ZM216 78H217V80H216ZM220 78V79H219ZM91 79V80H90ZM92 79H93V81H92ZM158 79V80H157ZM172 79H173V81H172ZM228 79H230V80H228ZM250 79V80H249ZM90 80V81H89ZM95 80V81H94ZM155 80V81H154ZM159 80H161V82L159 81ZM163 80V81H162ZM167 81V82H165V81ZM171 80V81H170ZM200 80V81H199ZM205 80H207L206 81V83H205ZM222 80V81H221ZM98 81V82H97ZM110 81H112V82H110ZM120 81V82H119ZM153 81V82H152ZM219 81L221 82V84L219 83ZM235 82V84L236 83H238L239 81H241V82H244V85L246 86V91H243V90H241L242 89V85L241 84H239L240 86H239V89H238V87L237 88H234L233 86H235V84H234V82ZM127 84H126V83ZM147 82V83H146ZM176 82V83H175ZM204 82L205 83V85H203L202 83ZM240 82V83H241ZM111 85H110V84ZM113 83H115L116 84V87L115 88H113L112 87V85H113ZM159 83V84H158ZM224 83V84H223ZM96 84H98V85H96ZM122 87L121 88V91H119L120 90V86ZM121 84H123V85H121ZM148 84V85H147ZM170 84V85H169ZM195 84V85H194ZM196 84L198 85V86H196ZM200 84V85H199ZM250 84V85H249ZM252 84H254V85H252ZM36 86H37V82H36V84H35ZM126 87H125V86ZM129 85H130V87H129ZM153 85V86H152ZM219 85V86H218ZM221 85H223L222 87H221ZM261 85V86H260ZM39 86H40V88H39ZM45 88H44V87ZM48 86H49V84L48 83H45V82H43L42 80L41 81H39V84H38V88H39V90H40V93L41 94H43L44 96H45V93L46 92H48L49 90H48ZM106 86V87H105ZM109 86H111L112 87V89H110L111 87H109ZM154 86H156V87H154ZM172 86V87H173ZM218 86V88H216ZM226 87V89H227V91H226V89H225V87ZM124 87V88H123ZM188 87V88H187ZM215 87V88H214ZM224 87V88H223ZM229 87H231V88H229ZM251 87V88H250ZM260 87V88H259ZM46 89V90H44V89ZM150 88V89H149ZM152 88V89H151ZM154 88V89H153ZM185 88V89H184ZM191 88H193L192 90H191ZM254 88V89H253ZM125 89V90H124ZM131 89V90H130ZM138 90V91H135V90ZM145 89H147V90H145ZM188 89V90H187ZM203 89V90H202ZM256 89V90H255ZM261 89V92L259 91V90ZM41 90H42V92H41ZM43 90H44V92H43ZM63 91H64V89H62ZM105 90V91H104ZM108 90V91H107ZM116 90V91H115ZM122 90H123V94H124V98H123V94H120V93H122ZM185 90H187V91H185ZM220 90L221 91H225L224 93H220ZM231 90V91H230ZM118 91H119V93H118ZM147 91V92H146ZM195 91V92H194ZM219 91V92H218ZM231 93H230V92ZM236 91H238V92H236ZM130 92V93H129ZM140 92V93H139ZM144 92V93H143ZM150 92V93H149ZM208 92H210L211 94H209ZM212 92H214V93H212ZM247 92V93H246ZM40 93L38 92V95H39V97H41V96H43V95H40ZM129 93V94H128ZM182 93V92H181ZM190 93V94H189ZM197 95H196V94ZM237 93H238V95H237ZM242 93H244L243 95H242ZM246 93V94H245ZM69 94H71L70 92H69ZM135 94V95H134ZM137 94V95H136ZM153 94H155V95H153ZM194 94H195V96H194ZM226 94V95H225ZM126 95V96H125ZM131 95V96H130ZM146 95H148V96H146ZM174 95H175V97H174ZM247 95V96H246ZM121 96V97H120ZM173 96V97H172ZM200 96V95H199ZM228 96H230V97H228ZM263 96V97H262ZM106 97V100H104V98ZM121 99H120V98ZM148 97V98H147ZM162 97V98H161ZM187 97V98H186ZM224 97H226V99L224 98ZM263 98V99H260V98ZM117 98H119V99H117ZM126 98H127V100H126ZM169 98V99H168ZM195 98V99H194ZM246 98V99H245ZM123 99V100H122ZM130 99V100H129ZM146 99H147V101H146ZM197 99V100H196ZM200 99H202V101H200ZM230 99V100H231ZM242 99V100H241ZM245 99V100H244ZM101 100V101H102ZM186 101V102H185ZM226 101V102H227ZM139 102V103H138ZM199 102H201L200 104L202 105V106H199L200 104H199ZM137 103H138V106H137ZM193 103H194V105H193ZM203 103V104H202ZM136 106H135V105ZM174 104H178L177 106L176 105H174ZM180 104V105H179ZM184 104V105H183ZM228 104H230V103H228ZM146 105V106H145ZM189 105V106H188ZM192 105V106H191ZM197 105V106H196ZM205 105V107H203ZM260 105V106H261ZM144 106V107H143ZM164 106V107H163ZM182 106V107H181ZM193 106H195V107H193ZM207 106V107H206ZM237 106H239V105H237ZM236 106V107H237ZM261 106V107H262ZM108 107L110 108L111 106H110V104L108 105ZM113 108H114V112L115 111H119L120 112V109L119 108H117V107H115V106H112ZM162 107H163V109H162ZM173 107V108H172ZM174 107H176L175 109H174ZM179 107H181L182 108V112H181V114H180V116H178L177 114H176V112H174V111H176ZM189 107V108H188ZM193 107V108H192ZM197 107V108H196ZM201 107H203V108H201ZM201 108V109H200ZM210 108V109H209ZM196 109V110H195ZM255 110V108L254 107H250V106H248V111H250L249 113H251V117H248V120L249 121H251V123L253 122V124H254V121L253 120H257L258 121V117H254V115H253V111ZM165 110V111H164ZM167 110V111H166ZM171 110H172V112H171ZM189 110V111H188ZM186 111L188 112L187 114H186ZM78 113H80L81 111L79 110V111H77ZM136 112H138V111H135V113ZM171 112V113H170ZM165 113V114H164ZM175 113V114H174ZM191 113V114H190ZM242 113V112H241ZM240 112H237V118L240 116V114H241ZM83 114V113H82ZM137 114H139V113H137ZM175 115V117H173ZM190 115V116H189ZM196 115V116H195ZM242 115V114H241ZM189 118H188V117ZM197 119H196V118ZM241 117V116H240ZM239 117V118H240ZM245 117V115H242V119H239V122H240V120H243V121H241L240 123H242L241 125H239L240 126V128H239V126H238V128L239 129H242L244 126V128L243 129H245L247 126V123H248V121L244 118ZM166 118H167V116H166ZM174 118V119H173ZM182 118V119H181ZM185 118H187V119H185ZM195 118V121H193V119ZM200 118V119H199ZM256 118V119H255ZM263 118V120H264V117H262ZM174 121V122H173ZM186 121V122H185ZM191 121V122H190ZM180 122H181V125H180ZM185 122V123H184ZM194 122V123H193ZM198 122V123H197ZM246 124H245V123ZM175 123H176V125L178 126H176L175 125ZM187 123V124H186ZM197 123V124H196ZM195 124V125H194ZM176 126V127H174V126ZM198 125H199V127H198ZM185 126V127H184ZM241 126H243L242 128H241ZM255 126V125H254ZM254 126H252L251 128H250V130H251V132L249 131V133H250V135L248 134L247 136H245V138L246 139H250V140H253V142L251 141V143L253 144V145H258V144H260V142L261 143H263L264 142V140L263 139H259V138H262L260 135H259V133L258 132H255V131H257V129H259V127H256V129H255V127ZM174 127V128H173ZM253 127H254V129H253ZM197 128H199V132H198V130H197ZM42 129V128H41ZM172 129H173V131H172ZM242 129V133H246V131H244ZM247 129V128H246ZM245 129V130H246ZM65 128L63 129V132H65ZM191 130V129H190ZM194 130V129H193ZM203 130V131H202ZM253 130V131H252ZM255 130V131H254ZM169 131V132H168ZM69 133L70 132H72V130H71V127L69 126V131H68ZM204 132V133H203ZM206 132V133H205ZM252 132H254V134L252 133ZM170 133V134H169ZM203 133V134H202ZM208 133V134H207ZM256 133V134H255ZM43 134H44V139L47 141V142H52L55 138H54V135H53V133H47L46 131H43ZM200 134V135H199ZM207 134V137H205V135ZM253 134V135H252ZM170 135V136H169ZM197 135V137H193V136H196ZM201 137V141L200 142H198V140H199V136ZM204 135V136H203ZM260 137H259V136ZM249 136V137H248ZM250 136H251V138H250ZM53 137V138H52ZM192 137V138H191ZM205 137V138H204ZM190 138V140L188 141V139ZM193 138H195V139H193ZM204 138V142H207V144L206 143H204L203 142V139ZM49 139H52V140H49ZM205 139H206V141H205ZM191 140H193V141H196V143L194 142H192ZM201 142H203V144L201 143ZM185 143V144H184ZM187 143V144H186ZM211 143H212V146H211ZM65 143H63L62 145H64ZM202 144V145H201ZM208 144H210V145H208ZM192 145H193V147H192ZM205 145V146H204ZM261 145V144H260ZM259 145V146H260ZM262 145H264V143L262 144ZM261 145V149H263V151H261L260 150V148L258 149V150H255V147H254V151H261V152H256L254 155H255V160H256V163L258 164H255V162H254V167L253 166H251V169H252V173H253V175H254V179L255 180H253V181H255V182H253L254 184V186H255V191L257 192L256 194H257V200L259 199V200H261V199H263V200H261V201H263L264 202V198H263V196H264V188H262L261 189V187L263 186L264 187V177H259L260 175L262 176H264V170L262 171V169H264V146H262ZM188 146H190V147H188ZM199 146H201V147H198ZM257 147V146H256ZM263 147V148H262ZM198 148V149H197ZM201 148H202V150H201ZM211 150V151H209V149ZM213 148V149H212ZM210 153H209V152ZM254 151H252L253 153H254ZM207 152L209 153V154H207ZM201 153V154H200ZM259 153V154H258ZM261 154V155H260ZM202 155H203V157H202ZM263 155V156H262ZM259 156V157H258ZM257 157H258V159L260 160L261 159V162L262 163H260V161L257 159ZM182 158L183 159H185L186 158V153L184 154V156H182ZM206 158V159H205ZM197 159H199V160H197ZM207 160V161H206ZM254 160V161H255ZM200 161V162H199ZM204 161H206V162H204ZM258 161V162H257ZM192 164H191V163ZM7 163V164H6ZM30 163V162H29ZM211 163V164H210ZM1 164H3V166H4V168H3V166H1L2 167V169H6V173L4 174V173H2L3 174V176H6V178H7V180H8V178L9 179H11V178H13L15 175H17V176H21L20 174H13V168H16V167H14V165H13V168L11 167L12 165L10 164V162L8 163L7 161H3V163H2V160L0 159V165ZM199 164V165H198ZM203 164V165H202ZM214 164V165H213ZM11 165V166H10ZM185 165H187V166H185ZM191 165V166H190ZM219 165V166H218ZM260 165H262V166H260ZM178 166V165H177ZM190 166V167H189ZM218 166V167H217ZM256 166V167H255ZM10 167V168H9ZM204 167L206 168V170L204 169ZM216 167V168H215ZM9 168V169H8ZM168 168V167H167ZM167 168H165V169H162L161 168V170H162V173L164 172V176H167L168 174H169V172H170V167L167 169ZM209 168V169H208ZM262 168V169H261ZM10 169H13L12 171L10 170ZM261 169V170H260ZM22 171H19L18 170V168H17V171H19V172H23V169H21ZM164 170V171H163ZM199 170V172H197ZM209 171L210 173H205V171ZM168 171V172H167ZM220 172L219 173V176L217 175L218 174V172ZM263 173H262V172ZM8 172V173H7ZM18 172V173H19ZM60 172H61V170L59 171V169H58V171L56 172V173H52V175H56V176H59V179H61L62 180V182L64 183V182H67V181H69V179H67V177L65 176V178L63 177V175H62V177H60ZM187 172H189V171H187ZM201 172H203V173H201ZM255 172V173H254ZM9 173H10V175H9ZM17 173V172H16ZM261 173V174H260ZM11 174H12V176H11ZM62 174H64V173H62ZM204 174L205 175H207L205 178H204ZM213 174V175H212ZM9 175V176H8ZM203 175V176H202ZM209 175H210V177H209ZM256 175H258V176H256ZM16 176V177H17ZM202 176V177H201ZM212 176H214V177H212ZM24 178L25 176H21V178ZM30 177V176H29ZM28 177V178H29ZM182 177V176H181ZM179 178V182L181 181V182H184V183H186L187 184V186H191V184H192V180H189V179H186V178H189V177H182V178ZM63 178H64V181H63ZM257 178V179H256ZM66 179V180H65ZM203 179V180H202ZM216 179V180H215ZM31 180H33V179H31ZM61 180H59V182L60 183H62L61 182ZM119 180H120V185L123 183V176H120L119 177ZM213 180H214V182H213ZM220 180V181H219ZM11 181H12V179H11ZM151 181L152 180H150L149 181V183H151ZM216 181V182H215ZM219 181V182H218ZM180 182V183H181ZM257 182V183H256ZM153 183H154V181H153ZM153 183H152V185L151 186H153ZM164 186H165V188H169V189H172V186H171V182H170V180H168L167 178L164 180ZM167 183V184H166ZM168 183H170V184H168ZM201 183H202V185H201ZM204 183V184H203ZM217 183H221L220 185H218ZM210 184V185H209ZM211 184H213V185H211ZM217 184V185H216ZM260 184V185H259ZM262 184V185H261ZM223 185V187L222 188H220L219 189V187H221ZM258 185H259V188L260 189H258ZM203 186V187H202ZM217 186V187H216ZM160 187L162 188V181H161V185H160ZM159 187V188H160ZM202 187V188H201ZM213 187H215V188H218V190H214V189H212ZM130 189H129V191H131V192H133L134 190H135V188H134V186H131L130 185V187H129ZM224 188V189H223ZM206 189V190H205ZM32 190V189H31ZM78 190V189H77ZM155 190H157V189H155ZM209 190V191H208ZM262 192H261V191ZM81 191V190H80ZM86 190H84V192H85ZM183 191V192H182ZM186 191V192H185ZM214 191H215V194H216V196L214 197V198H212L211 196H213L214 195ZM216 191H218V192H216ZM258 191H260V192H258ZM154 192H158V190L157 191H154ZM209 193L210 194V192H212L210 195L211 196H208L206 193ZM220 192V193H219ZM87 193V192H86ZM204 193H205V196L206 197H209V198H207V200H206V197L204 196ZM222 193V194H221ZM258 193H259V195H258ZM157 194H159L158 196H160L159 198H158V200L160 199H162V190L159 192V193H157ZM213 194V195H212ZM262 194H263V196H262ZM24 194H19V195H16V196H14V197H12V203H13V205H16V206H14L13 207V205L11 206V207H13V209H12V213L10 214L11 215V218L13 219V222L14 221H16V223L17 224H20L21 225V223L23 224L24 223V221H26V220H24L23 221V219H27L28 218V216L30 215L29 214V212L30 211H32V212H30L31 213V218H32V213H33V219H27V220H29V221H31V223L29 222V221H26V223H24V225L26 224V225H28V223H29V225L30 224H32L33 222H35V224L37 225V223H40V224H42L43 225V223H44V221L45 220H41V218L42 217H44L43 216V212L41 211V209H43L44 208V204L43 203H45L46 204V202H47V199L46 198H48L47 196L49 195V193L47 194V193H45V195H46V197L44 196V194L42 195V200L39 198V197H36V198H38V200H41L39 203L41 204V202H42V207H41V205L39 204V203H36V201H35V198H33V199H31V197L29 198V197H27V196H23ZM218 195V196H217ZM221 195H223L222 197H220ZM89 196V195H88ZM157 196V197H158ZM203 196V197H202ZM15 197H18V198H20V201H19V199H18V201L17 200H15L14 198ZM23 197H24V203L23 204H25L24 206H21V205H23L22 203H21V199L23 200ZM26 197V198H25ZM177 196L175 195V197L173 196V197H171L169 200H172L173 202H174V199L176 198ZM205 197V198H204ZM217 197V198H216ZM262 197V198H261ZM27 198H29L28 199V202H27ZM44 198L46 199V200H44ZM90 197H88L87 198V200H86V208H92V209H94L93 207H94V203H93V200L90 198ZM194 198H195V200H194ZM221 198V199H220ZM17 199V198H16ZM189 199V200H188ZM202 199H203V201H204V203L202 202ZM215 199H217V201L215 200ZM219 199V200H218ZM167 200H168V198H167ZM194 200V201H193ZM199 200V201H198ZM8 201L9 200H6V201H4L5 202V204L6 203H8ZM14 201H16V203L14 202ZM88 201V202H87ZM127 202V200L125 199V198H122L121 199V205H123L122 207H124V209H127L128 208V206H129V203H128V205H127V203H122V202ZM196 201V202H195ZM200 201H201V203H200ZM4 202L3 201H1V203H0V208H1V211H0V215H2L1 217H3V216H5V214H7V212L6 213H4L6 210L7 211H9V208H5V204H4ZM18 202V203H17ZM19 202H20V204H19ZM26 202H27V204H26ZM38 202V201H37ZM90 202H92V203H90ZM171 202V201H170ZM198 202V204H190V203H197ZM206 202V203H205ZM221 202H219V203H221ZM262 202V206H264V203ZM15 203V204H14ZM29 203V204H28ZM89 204V206H88V204ZM259 203H260V201H259ZM2 204V205H1ZM18 204V205H17ZM35 204L38 206V204L40 205V208H39V206H38V210L39 211H37V206H35ZM158 203H156L155 204V206H152V208L154 207V208H156V209H153V210H158V207L159 208H161V209H163V204H161L162 206H160V203H159V206L157 205ZM174 204H175V202H174ZM187 204V205H186ZM207 206H206V205ZM261 204V203H260ZM4 205V206H3ZM29 205V206H28ZM100 206H99V210H100V212H101V215L99 216V221H102L103 219H106V218H110L111 219V217H110V215H111V213H113L112 211H110V209L108 208V210L105 212L104 211V209H105V207H104V205H103V203H100L99 204ZM199 205H201V206H199ZM214 206V213L212 212V211H208V209H209V207L210 206ZM25 206H27V207H29V208H27L26 209V207ZM33 206V207H32ZM93 206V207H92ZM103 206V207H102ZM189 206V207H188ZM192 206L194 207V208H192ZM209 206V207H208ZM34 207H35V209H34ZM81 207V208H80ZM187 207V208H186ZM202 207H204V208H202ZM208 207V208H207ZM17 210H16V209ZM31 208H33L34 210H32ZM189 208V209H188ZM190 208H191V210H190ZM207 209V210H205V211H203L204 209ZM4 209V210H3ZM16 210V212L19 214H16V212H14L15 210ZM101 209H103V211L105 212H103V211H101ZM210 209L211 210H213V207H210ZM77 211H75V213H77V212H79V213H81V214H83V211L85 210V208H84V206H79V207H77V209H76ZM111 213H110V212ZM215 211H217V212H215ZM220 211V212H221ZM42 212V213H41ZM15 213V214H14ZM39 215H38V214ZM104 213V214H103ZM108 213V214H107ZM210 213V214H209ZM12 214H14V215H12ZM22 214V215H21ZM40 214H42V216H41V218H39V219H36V217L38 218V217H40ZM107 214V215H106ZM221 217V220H226V221H221L220 220V218L218 217V215ZM17 215V216H16ZM103 215V216H102ZM109 215V216H108ZM207 215V216H206ZM213 215H215V216H213ZM217 215V216H216ZM229 216V217H227L228 219H226L225 217L226 216ZM17 217V218H15V219H17V220H14V217ZM212 216H213V218H215V219H213L212 218ZM224 216V217H223ZM260 216L261 217H264V210H263V212L260 214ZM72 217V214L66 219L67 221H65L66 223L65 224H67V226L70 228V232H71V234H72V238H71V242L70 243H68V244H71V252H69V250H67V248H65L64 249V254H65V252L66 251H68V254L66 253L64 256H66V255H68L67 257H69V258H71V261L72 262H74V264H82L81 263V261H80V257H78L77 256V253L75 252V248H74V246L76 245V242H79V239L76 241L75 240V237H73L74 235H77L76 234V232H75V230L77 231V224H75V222H74V220H75V218H74V216H73V218H71ZM103 217H105V218H103ZM233 217V218H232ZM23 218V219H22ZM30 218V217H29ZM37 220V221H35V219ZM103 218V219H102ZM113 218V217H112ZM216 218H219V219H216ZM223 218V219H222ZM231 218V219H230ZM21 219V220H20ZM44 219V218H43ZM73 219V220H72ZM138 219V218H137ZM137 219L136 220H134V224H135V222H136V224H135V228H136V225H137V222H139L140 223V226H141V223H142V228H141V230L143 229V231H145L146 233H145V236L143 235V232H141L140 231V233L138 232L139 230V228L140 227H137L136 229H137V235H136V242L134 241V243H133V239L131 238V237H129L128 239H129V243H128V246H130L131 245V243H132V245L133 246H131V247H129V249H131V252H133V254H134V251H132V250H134V249H137V250H135V254H137V259L141 262V264H143L142 262V260H143V256L144 257H150L151 256V253H152V255L154 254L152 251H153V248L152 247H149V249H148V251L144 254V251H145V249L144 248H142L141 247V244H140V241H141V239L143 238V239H145L146 241H152V239H153V236L151 235V234H149L150 232H149V230L148 229H146L147 227L149 228V224H148V222H146V220H144V218H142V217H139V219L138 220H140V221H137ZM213 219V221H211ZM39 220H40V222H39ZM69 220V221H68ZM214 220H216L215 222H214ZM206 221V224L208 225V221L207 220H205ZM37 222V223H36ZM69 222V223H68ZM72 222V223H71ZM154 220H152L151 221V225H150V227L152 226V225H154ZM217 222H219V223H217ZM221 222V223H220ZM16 223H11V226H10V230H9V235L11 236V237H9L10 238V242H12V245H14V246H17V248L16 247H14V249L16 250V255H21L20 257H18L17 256V258L21 261L20 263H22V264H24V261H25V259H26V257L25 256H27L28 254H30L31 252H39V253H43V252H41L42 251V246L41 245H39V242H37V243H34L33 241H34V239H32V240H30L29 238V234L28 235H25L24 236V238H22L21 237V234H20V228L18 229V228H15L16 227ZM71 223V224H70ZM139 223H138V225L137 226H139ZM215 223H217V224H215ZM243 223V222H242ZM16 224V225H15ZM70 224V225H69ZM130 223H128L126 226H129L130 227V225H129ZM145 224V225H144ZM148 224V225H147ZM218 224H220V226H218ZM223 224V225H222ZM25 225V226H26ZM73 225V226H72ZM206 225V226H207ZM13 226V227H12ZM15 226V227H14ZM31 226V225H30ZM143 226H146L145 227V230H144V228H143ZM210 225H208L207 226V228L209 227ZM72 227V228H71ZM220 227V228H221ZM26 228L28 229V228H30V227H28V226H26ZM215 228V234H214V236H212V238H209L208 240L209 241H205V240H207V238H206V236H205V240H204V237H200L201 238V240H200V242L201 243H199L198 242V240H199V238H195L194 239V237L193 238H190L189 240H191V243H189V245L190 246H192V245H194V241L193 240H196L197 241V246L195 245V246H192V247H190V249H192L193 251H191L190 250V252H188L187 253V255H190L192 258H193V260L195 261L196 259V263H199V261L200 262H202V258L203 257H207V259H208V256H210L209 257V259L210 258H216V256H222V254H223V256L225 257V255H226V249H227V245H226V241H224V240H226V233L224 232L226 229H224V227L223 228H218V230ZM13 229V230H12ZM105 229V228H104ZM108 229V232L106 231V229L105 230H103L102 231V234L103 235H105V233L106 234H111V228L110 227H108L107 228ZM223 229V230H222ZM19 230V232H17L16 233V231H18ZM91 230V229H90ZM94 230V229H93ZM105 231V232H104ZM147 231L149 232V233H147ZM220 231V233L221 232H223L224 234H225V237L223 238L224 240L223 241H221V238H222V235H223V233H218ZM19 234L18 236L16 235V234ZM78 233V232H77ZM95 233V232H94ZM26 234V233H25ZM80 234V233H79ZM78 234V235H79ZM90 232H88L87 233V236L89 237L90 235ZM139 234V235H138ZM140 234H142V235H140ZM4 235H6V233L5 234H3L2 232L0 233V248H2L3 247V244L4 243H2V241H1V239L3 240V236ZM15 235V236H14ZM95 235V234H94ZM148 235H150L151 236V238H149L150 236H148ZM217 235H219L218 237L219 238H217ZM19 236L21 237V238H19ZM142 236V238H140V237ZM159 237H155L157 240H159V241H161V239L162 238H164L162 235H158ZM215 236H216V238H217V240H216V238H215ZM224 236V235H223ZM138 237H139V239H138ZM213 237H214V239H213ZM16 238V239H15ZM29 240H28V239ZM74 238V239H73ZM148 238V239H147ZM159 238V239H158ZM20 239H24L23 241L21 240H18ZM218 239H219V241H218ZM30 242L31 241V243H34V245H33V248H32V246H30V248H32V249H34V250H32L31 251V249L28 251L29 253L27 254V251L25 252V251H23V249L22 250H20V246H23V245H21L20 243L22 242H24V241H26L27 243H28V241ZM163 240V239H162ZM189 240H187V242L189 241ZM204 240V241H203ZM216 240V241H215ZM130 241H132V242H130ZM3 242H5L4 240H3ZM18 242V243H17ZM20 242V243H19ZM69 242V241H68ZM176 242L177 243H179V240H176ZM190 242V241H189ZM207 242H208V244H207ZM216 242V243H215ZM218 242V243H217ZM224 242H226L225 244H224ZM15 243V244H14ZM198 243H199V245H198ZM203 243V244H202ZM223 243V244H222ZM11 244V243H10ZM17 244V245H16ZM30 244V243H29ZM66 244V243H65ZM68 244H66V245H68ZM137 244V246H135V245ZM217 246H215V245ZM220 244V245H219ZM36 245L38 246V247H36ZM189 245H188V247H186V248H182L181 246L179 247V249L176 251V253L178 254V252H179V254H178V259H179V261H182L184 258H185V251H187V250H185V249H187L188 248V250H189ZM205 245H207L206 247H202V246H205ZM212 245V248H213V246H214V248L212 249V251H214V249H215V252H212V253H217L216 255L215 254H211V252H209L208 254H207V252H208V248L210 247ZM78 246H80L79 245V243H78ZM77 245L75 246V247H78ZM140 246V247H139ZM199 246L201 247V248H199ZM93 247V246H92ZM105 246L104 245H102V247L101 246H98L97 248L99 249V250H101L102 248H104ZM134 247H137V248H134ZM198 247V248H197ZM41 248V249H40ZM142 248V249H141ZM197 248V249H196ZM202 248H204V250H206V252H204V250H202ZM223 248H225L224 249V251H223ZM38 249V250H37ZM151 249H152V251H151ZM195 249V250H194ZM198 249H199V251H198ZM201 249V250H200ZM219 249V250H218ZM3 248H2V252H3ZM20 250V251H19ZM36 250V251H35ZM66 250V251H65ZM165 251H167L168 252V249H165ZM2 252H1V249H0V253L2 254ZM151 252V253H150ZM162 252H164V250L162 249ZM166 252V253H167ZM195 252V253H194ZM199 252H202V254L201 253H199ZM220 252V253H219ZM223 252V253H222ZM25 255H24V254ZM73 253V256L72 255H70V254H72ZM76 253V254H75ZM147 253H150V254H147ZM197 253V254H196ZM205 253L208 255H206L205 256ZM0 254V256H2ZM134 254V255H135ZM171 254V253H170ZM176 254V255H177ZM199 256V255H202V257H199V261H198V258H196L197 256ZM199 254V255H198ZM40 255H43V257H44V253L43 254H40ZM39 255V260H40V263L42 264L43 263V257L42 256H40ZM70 255V256H69ZM74 255H76V257L74 256ZM139 255V256H138ZM143 255V256H142ZM149 255V256H148ZM213 255V256H212ZM23 256V257H22ZM140 256H142V257H140ZM212 256V257H211ZM22 257V258H21ZM75 260V261H73V259ZM77 258L79 259L78 261H80V262H78L77 261ZM102 257L101 256H98L97 258H96V260H95V263L94 264H102V262H104L103 261V259L102 260H100V261H97V260H99V259H101ZM152 258V257H151ZM123 259H124V257H123ZM242 259V258H241ZM22 260H24V261H22ZM41 260H42V262H41ZM1 261H3V262H1ZM224 261L225 260H223V263H224ZM6 262H7V260H6ZM5 262V259L3 260V258L0 260V264H5L6 263ZM26 262V261H25ZM99 262H101V263H99ZM39 263V264H40ZM6 264H12V262L10 261V260H8V263H6ZM194 264H195V262H194ZM200 264V263H199ZM201 264H203V262L201 263ZM233 264H235V263H233ZM240 264H252V261L250 260V259H248L247 258V260H243Z\"/></svg>",
    "mask_w": 264,
    "mask_h": 264
}]
</instances>
